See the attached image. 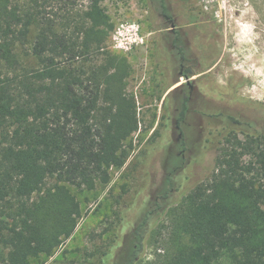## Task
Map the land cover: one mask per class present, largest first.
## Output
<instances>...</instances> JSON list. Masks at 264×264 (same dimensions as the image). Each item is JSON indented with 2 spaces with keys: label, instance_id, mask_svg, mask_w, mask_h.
Here are the masks:
<instances>
[{
  "label": "trees",
  "instance_id": "trees-1",
  "mask_svg": "<svg viewBox=\"0 0 264 264\" xmlns=\"http://www.w3.org/2000/svg\"><path fill=\"white\" fill-rule=\"evenodd\" d=\"M55 1L0 0V245L6 264H31V257L52 255L72 236L81 206L66 184L81 190L108 184L111 169L126 164L133 147L126 142L139 128L135 97L125 92L130 62L107 49L114 24L103 0H88L74 27L73 0H58L64 3L57 9ZM173 8L182 17H175L178 23H189L188 9L179 2ZM194 23L185 46L200 73L217 44L210 26ZM33 27L28 57L35 64L26 66L16 50ZM213 118L223 122L206 130L220 140L214 169L188 194L173 230L174 251L162 264H264V129L233 115ZM151 215L134 229L126 264L142 251Z\"/></svg>",
  "mask_w": 264,
  "mask_h": 264
},
{
  "label": "rangeland",
  "instance_id": "rangeland-1",
  "mask_svg": "<svg viewBox=\"0 0 264 264\" xmlns=\"http://www.w3.org/2000/svg\"><path fill=\"white\" fill-rule=\"evenodd\" d=\"M73 2L68 7L74 15L68 13L72 27L89 1ZM172 2L188 9L184 12L193 32L194 22L213 29L216 51L208 53L205 71L189 79L180 76L173 35L164 37L161 31L170 23L151 0H103L114 24L107 49L130 62L125 92L135 97L139 128L126 142L133 146L126 164L111 169L108 184L98 183L92 190L66 184L80 202L77 228L52 255L33 256L31 264H126L135 244L134 229L149 211L143 249L133 264H162L174 251L173 230L188 194L215 166L220 140L206 130L223 122L208 117L233 115L264 129V0L167 1L168 13L176 17ZM62 3L56 0L55 9ZM34 33L35 27L16 50L26 66L35 64L28 57ZM205 82L213 94L206 93ZM185 97L188 111L180 122ZM5 250L0 245V264H6Z\"/></svg>",
  "mask_w": 264,
  "mask_h": 264
},
{
  "label": "flooded vegetation",
  "instance_id": "flooded-vegetation-1",
  "mask_svg": "<svg viewBox=\"0 0 264 264\" xmlns=\"http://www.w3.org/2000/svg\"><path fill=\"white\" fill-rule=\"evenodd\" d=\"M151 1H152V4L155 6V9L160 10V16L164 18V20L170 23V27H162L161 31H163L164 37H168L167 33H170L173 35L172 40H175V42L171 41L172 47L174 48L173 49L174 51L172 53H173V59L175 61L180 62V70L178 71L179 75L189 79V77H191L193 74L202 73V72L200 73L197 72L196 66H195V59L193 57L194 55L193 53L189 54V52H187L188 47L185 46L187 43L188 45L191 44V39H189L190 38L189 33L191 32L190 26H192V23H190L191 20H189V23L187 24L177 23L175 17H173L172 15L168 13L169 8L167 6V1H170V0H151ZM163 2L165 3V7L167 10L165 12L163 11V6H164L162 5ZM172 3H173L172 7H174L175 5L177 6L176 2H172ZM181 47H182V50H181ZM190 69L193 70L192 75H188V71H190ZM208 119L210 122L215 121L214 120L215 118H213V116H209ZM183 121H185V119ZM227 121L229 122V120ZM242 122H243L242 124L248 123L244 121Z\"/></svg>",
  "mask_w": 264,
  "mask_h": 264
},
{
  "label": "bare ground",
  "instance_id": "bare-ground-1",
  "mask_svg": "<svg viewBox=\"0 0 264 264\" xmlns=\"http://www.w3.org/2000/svg\"><path fill=\"white\" fill-rule=\"evenodd\" d=\"M245 31V33L247 34V32H246V30H244ZM247 37H248V34H247ZM245 40H247L246 38H245ZM250 42V41H249Z\"/></svg>",
  "mask_w": 264,
  "mask_h": 264
}]
</instances>
